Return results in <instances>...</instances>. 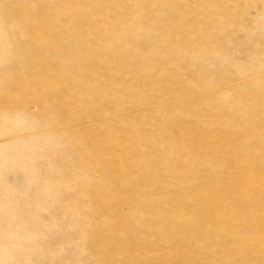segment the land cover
Wrapping results in <instances>:
<instances>
[{"label":"rangeland","instance_id":"1","mask_svg":"<svg viewBox=\"0 0 264 264\" xmlns=\"http://www.w3.org/2000/svg\"><path fill=\"white\" fill-rule=\"evenodd\" d=\"M0 264H264V0H0Z\"/></svg>","mask_w":264,"mask_h":264}]
</instances>
